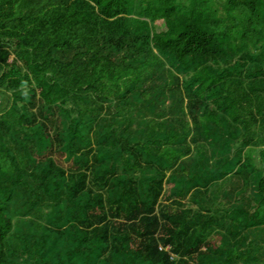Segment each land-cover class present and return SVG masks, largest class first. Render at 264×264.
Returning a JSON list of instances; mask_svg holds the SVG:
<instances>
[{"label": "trees", "instance_id": "obj_1", "mask_svg": "<svg viewBox=\"0 0 264 264\" xmlns=\"http://www.w3.org/2000/svg\"><path fill=\"white\" fill-rule=\"evenodd\" d=\"M0 264H264V0H0Z\"/></svg>", "mask_w": 264, "mask_h": 264}]
</instances>
